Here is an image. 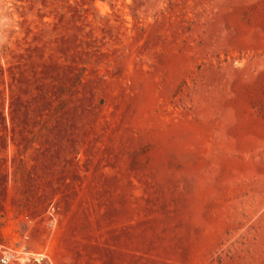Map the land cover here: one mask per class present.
Returning a JSON list of instances; mask_svg holds the SVG:
<instances>
[{"label": "rangeland", "instance_id": "1", "mask_svg": "<svg viewBox=\"0 0 264 264\" xmlns=\"http://www.w3.org/2000/svg\"><path fill=\"white\" fill-rule=\"evenodd\" d=\"M7 250L264 264V0H0Z\"/></svg>", "mask_w": 264, "mask_h": 264}, {"label": "built area", "instance_id": "2", "mask_svg": "<svg viewBox=\"0 0 264 264\" xmlns=\"http://www.w3.org/2000/svg\"><path fill=\"white\" fill-rule=\"evenodd\" d=\"M33 260L38 261L37 259H33ZM30 261H31L30 258L19 257L14 252L9 250L3 252L2 255L0 256V264H29Z\"/></svg>", "mask_w": 264, "mask_h": 264}]
</instances>
